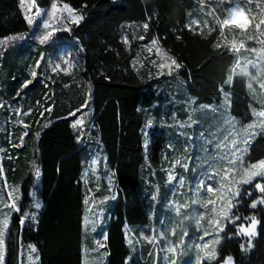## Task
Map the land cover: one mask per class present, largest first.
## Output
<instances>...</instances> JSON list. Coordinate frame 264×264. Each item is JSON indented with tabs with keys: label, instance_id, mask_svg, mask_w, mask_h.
<instances>
[{
	"label": "trees",
	"instance_id": "16d2710c",
	"mask_svg": "<svg viewBox=\"0 0 264 264\" xmlns=\"http://www.w3.org/2000/svg\"><path fill=\"white\" fill-rule=\"evenodd\" d=\"M49 1L35 0L40 7ZM58 1L80 12L81 19L56 33L55 43L39 45L29 55L36 57L72 45L71 49L77 48L80 55L74 72L46 70L42 80L37 75L26 87L22 82L28 73L14 63L24 49L13 53L4 50L0 57L7 76L4 96L21 100L30 108L25 117V145L16 147V152L10 153L12 157L2 162L5 175L19 181L23 194L20 209L10 213L4 264H18L20 248L26 244L35 247L37 264H83V248L89 237L83 228L85 189L80 175L96 150L104 156L115 179V195L106 201L109 215L103 239L104 264H126L127 260L151 264L146 244L129 247L124 224L135 232L142 224H158L173 193L159 156L169 152L168 143L181 142L184 135L179 137L168 125L173 119L162 110L164 94H173L177 103L192 98L195 104L208 105L225 92L228 114L241 123L248 122L255 109L253 92L245 86V77L239 71H231L235 60L228 41H235L236 35L231 36L226 27L222 33L217 18H209L202 27L191 24L195 0ZM251 7L259 9L260 21L264 19V0L253 1ZM127 23L140 25V38L130 36ZM28 27L20 0H0V36L23 32ZM125 32L128 41L122 38ZM247 33L252 35L251 44L259 42L258 47L264 48V25ZM152 39H157L179 67L161 74L146 63L136 64V42ZM240 40L247 44V40ZM229 76L232 81L227 83ZM85 107L88 113L84 123L73 127L74 117ZM176 107L177 115L183 117V103ZM147 122L151 126L143 133ZM144 134L148 138L145 147ZM194 141L185 154L188 168L182 170L184 179L192 175L191 167H196L194 157L200 147ZM245 149L246 163L264 158V127L251 137ZM32 160L40 170L41 206L34 220L27 218L21 224L19 217L24 201H29L28 188L33 179L29 169ZM250 188L251 183L241 185L232 199L230 214L238 215V222L255 216V234L241 236L237 234V223L226 221L216 245L217 259L229 253L237 264H264V207H252L257 192L253 188L248 194Z\"/></svg>",
	"mask_w": 264,
	"mask_h": 264
},
{
	"label": "rangeland",
	"instance_id": "374dc122",
	"mask_svg": "<svg viewBox=\"0 0 264 264\" xmlns=\"http://www.w3.org/2000/svg\"><path fill=\"white\" fill-rule=\"evenodd\" d=\"M253 1L256 0H251V3H248L247 0H238L244 9L245 16L250 20L246 28L240 29L235 25L225 26L232 34L231 36L236 35L235 41H228V47L231 48L233 42L239 46L240 39L247 40L245 48H241L239 53L233 52L235 61L232 62L231 71H239L245 77V86L253 92L251 99L254 101L252 105L255 106V109H252V118L248 122L241 123L229 115L225 92L221 94L222 96L217 102L213 101L208 105L195 104L192 98H186L182 100L183 102L177 103L173 94H164L162 110L169 112V117L173 119V122L168 125L179 137L184 135V140L181 142L168 143L169 152L164 151L159 156L162 165H164L167 180L171 182L173 193L167 201V208L158 224H142L138 232H135L129 224H124L125 240L129 247L134 245L142 247L146 244L148 246L146 251L152 256L151 264H237L229 253L217 259L216 245L221 240V230L226 221L228 223L236 222L239 226L237 234L243 236L245 234L240 229L247 228L253 218V216H248L245 221L238 222L239 216L230 214L233 206L229 208V204L232 205V199L237 196L234 194L243 183H229L233 175L231 172L228 179L224 178L226 168L240 166L238 164L231 166L226 163L227 154L232 150V141L235 140V147L239 149L237 155L244 159L245 140L249 142L251 137L264 127V117L259 115L260 112H264V87L261 86L264 85V55H262L264 48L262 45L258 47L259 42H256L257 45L251 44L249 37L251 38L252 35L247 33L250 30L255 31V26L260 22L259 9L251 7ZM195 2L197 7L190 17V23L202 27L207 24L209 18H213V20L217 18V26L221 28L220 21L227 15L224 10L231 6L229 0H223V2L221 0H195ZM54 4L56 5L55 8H53ZM20 6L27 22L31 19L33 23H28L29 27L26 31L0 36V57L4 50L13 53L19 48L24 49L19 58L14 61L16 67L21 65L28 73V77L25 78L22 85L28 87L29 83L27 82L32 81L37 75L42 80L46 70L48 73L66 74L74 72L79 66L80 55L77 48L71 49L72 45L61 46L51 53H39L36 57L29 55V53L31 50L35 51L39 45L49 46L55 43L57 41L55 34L67 30L73 23L74 16L81 17L80 12L66 2L58 0H50L48 5L44 7L38 6L35 0H20ZM68 9L72 11L69 12ZM220 13H222L221 16ZM144 25L143 23L142 26ZM125 27L131 37L140 38L138 33L140 25L138 23H127ZM48 33H52L49 40L40 43V38ZM243 34L244 36L247 35L243 37ZM122 38L128 41L127 32L123 33ZM136 45L138 56H136L135 62L137 65L146 63L161 74H167L170 70L175 69L176 65L172 64L173 57L160 46L157 39L136 42ZM1 64L0 62V233L3 234L4 245L0 249V253L3 255L0 264H4L5 235L9 226L10 213L20 209L23 194L19 181L5 175L2 162L3 159L12 157L11 152H16L18 147L25 145L26 138L24 135L27 127L25 117H27L30 108L25 107L21 100L12 101L4 96L3 88L7 76L6 68H2ZM57 64L60 65L59 68L55 67ZM161 64H164L165 67H161ZM241 69H247V75L243 74ZM34 72L36 73L35 76H33ZM249 84H251V88ZM21 99H24L23 92ZM179 103H183L184 106L185 114L183 117L177 115L176 105ZM87 113L88 109L85 107L74 117L72 124L76 120H81L82 123L76 127L81 126ZM162 117L164 116L161 114L159 117L161 122H163ZM150 126L151 123L147 122L143 133H146ZM195 127L198 128L197 132ZM191 132L197 134L193 135ZM193 140L200 147L198 154L194 157L196 167H191L192 175L184 179L182 170L188 168V157L185 154L186 151L190 152ZM147 143L148 138L144 134V147ZM261 160L264 158L254 160L251 163H246L243 160V164L250 167ZM30 162L31 167L29 169L33 174V179L28 188L29 201H24L22 214L19 217L21 224L27 218L34 220L41 206L39 195L40 170L33 160ZM37 170L39 175L36 174ZM80 179L85 189L83 228L84 233L89 237L88 242L84 244L82 263L104 264L103 239L105 224L109 215L106 201L115 195L113 170L106 165L104 156L96 150L87 166L83 168ZM256 183L264 184V178H255L251 183V188L247 189V193L249 194L254 188L253 191L257 193L253 202L264 207V203L259 202L264 199V193L255 188ZM209 185L214 186L213 192L207 191ZM229 189H231L230 192ZM193 201L197 202L193 203ZM209 201L212 203L209 204ZM253 202L250 204L252 205ZM25 203L27 204L25 205ZM225 212L228 213L227 217L224 215ZM254 218L256 219L255 216ZM245 236L248 238L252 235ZM205 244L208 245L207 248L203 247ZM33 248L35 249L32 244L21 246L18 264H37L38 254L36 249L33 251ZM213 250H215L214 257L206 255ZM229 258H231L230 261ZM126 264L133 263L127 260Z\"/></svg>",
	"mask_w": 264,
	"mask_h": 264
},
{
	"label": "snow or ice",
	"instance_id": "6c2138e0",
	"mask_svg": "<svg viewBox=\"0 0 264 264\" xmlns=\"http://www.w3.org/2000/svg\"><path fill=\"white\" fill-rule=\"evenodd\" d=\"M221 2H223V0H221ZM248 3H251V0H247ZM230 3V7L226 8L224 11L227 13L226 17L220 21V25H221V32L223 33L224 27L228 26V25H235L236 27L240 28V29H244L246 28V26L248 25V23H250V20L245 16V12L244 9L241 7V4L238 2V0H229ZM56 5H53V8H55ZM65 8H67V5H65ZM69 12H71V9H68ZM81 19V17L79 16H74L73 17V22H78ZM29 24H32L33 21L31 19L28 20ZM261 25H264V19H262L259 24L256 25L257 29L260 28ZM145 27H147V25H145ZM52 33H48L46 35H44L43 37L40 38V43H44L47 40H49V38L51 37ZM153 43H155V41H153ZM219 46V45H217ZM246 44L241 41L239 46H237V44L235 42H233V44L231 45L230 51H233L235 53H239L241 48H245ZM262 55H264V53H262ZM237 63H239V61H237ZM249 63H251V61H249ZM172 64H175L176 67H179L178 64H176V61L173 60ZM161 67H165L164 64L160 65ZM56 68H59L60 65L57 64L55 66ZM170 67V66H169ZM241 72L245 75H247V69H241ZM36 73H33V76H35ZM232 81V76L228 77V81L227 83H230ZM27 83H31V81H28ZM262 87H264V85H261ZM249 87L251 88V84H249ZM227 99V96H226ZM50 110V109H49ZM26 114V113H25ZM260 116L264 117V112H260L259 113ZM82 121L81 120H76L75 123L73 124V127H76L77 125L81 124ZM245 144H248V141L245 140ZM236 142L235 140L232 141V150L229 151V153L227 154V159H226V163L228 165H240L239 167H232L230 169H225V179H228L229 177V173H233V175L231 176V179L229 180V183H233V184H239V183H243V184H250L253 182V180L257 177H262L264 178V160L259 161L258 163H254L252 164L250 167L247 165L243 164V158L239 155H237V153L239 152V149H237L235 147ZM246 151V149H245ZM222 162H223V158H222ZM37 175H39V171L37 170ZM203 183V182H201ZM255 188L259 189L261 193H264V184L262 183H256L255 184ZM207 191L208 192H213L214 191V186L209 185L207 187ZM229 192L231 191V189L228 190ZM239 194V189H237V192L234 195H238ZM197 201H193V203H196ZM260 203H264V199L259 201ZM212 203L211 201H209V204ZM37 207H39V205L37 204ZM232 205L229 204V208H231ZM252 207L255 208L256 207V202H253ZM225 217L228 216V213L225 212L224 213ZM197 223H199V221H197ZM256 219L253 217L251 224L247 227V228H241L240 230L242 232H244L245 235H254L255 234V226H256ZM5 227H7V224H5ZM2 233H0V249H2L3 245H4V240L2 238ZM218 242V241H217ZM204 248H207L208 245L205 244L203 245ZM243 247V246H242ZM33 251H35V249L33 248ZM206 255L210 256V257H214L215 255V250H213L212 252H208L206 253ZM3 259V255L2 253H0V260ZM231 260V258H229V261Z\"/></svg>",
	"mask_w": 264,
	"mask_h": 264
}]
</instances>
